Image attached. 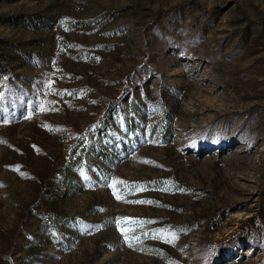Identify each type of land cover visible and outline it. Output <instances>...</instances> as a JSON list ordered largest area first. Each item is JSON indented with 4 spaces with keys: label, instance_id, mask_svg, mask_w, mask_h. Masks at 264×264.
<instances>
[{
    "label": "rangeland",
    "instance_id": "rangeland-1",
    "mask_svg": "<svg viewBox=\"0 0 264 264\" xmlns=\"http://www.w3.org/2000/svg\"><path fill=\"white\" fill-rule=\"evenodd\" d=\"M0 74V264H264V0H0Z\"/></svg>",
    "mask_w": 264,
    "mask_h": 264
},
{
    "label": "trees",
    "instance_id": "trees-1",
    "mask_svg": "<svg viewBox=\"0 0 264 264\" xmlns=\"http://www.w3.org/2000/svg\"><path fill=\"white\" fill-rule=\"evenodd\" d=\"M11 88L17 92V95L12 94L13 90H11ZM3 98L6 101H4ZM34 98L38 102V100L41 99V94L35 93L33 96H31L28 91H25L24 87H22V85L18 81L10 77L7 79H4V77L0 74V119H2L3 112L5 111L9 103L13 104V107H12L13 109H11V111L17 110L18 112H21L23 116L24 114L26 116L29 112L28 107H27V102L31 100L30 112L32 111L35 112V110H37L36 108L37 105H36V101ZM104 127L105 125L100 126V128L102 129H105ZM63 182H64V179H63ZM66 191H67V187L59 186L53 191L52 196L61 198L66 193ZM65 222L66 221L64 218H60L54 223L48 226H44L43 230L45 234L56 236L59 234L60 228L62 227V225L65 224ZM251 243L257 244L256 241H251ZM2 264H9V263L8 261L4 260L2 261Z\"/></svg>",
    "mask_w": 264,
    "mask_h": 264
}]
</instances>
